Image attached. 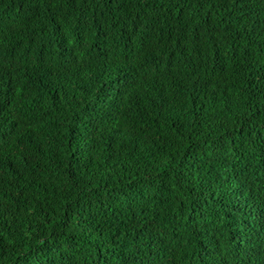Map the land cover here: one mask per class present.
I'll return each mask as SVG.
<instances>
[{
    "label": "trees",
    "instance_id": "trees-1",
    "mask_svg": "<svg viewBox=\"0 0 264 264\" xmlns=\"http://www.w3.org/2000/svg\"><path fill=\"white\" fill-rule=\"evenodd\" d=\"M0 264H264V0H0Z\"/></svg>",
    "mask_w": 264,
    "mask_h": 264
}]
</instances>
